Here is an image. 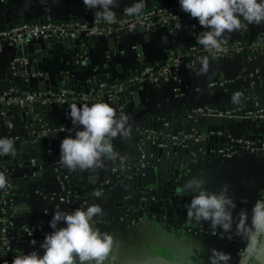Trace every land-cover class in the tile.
Wrapping results in <instances>:
<instances>
[{
    "label": "water",
    "instance_id": "water-1",
    "mask_svg": "<svg viewBox=\"0 0 264 264\" xmlns=\"http://www.w3.org/2000/svg\"><path fill=\"white\" fill-rule=\"evenodd\" d=\"M83 19L91 24L93 13L84 14ZM18 21L20 20L16 22ZM14 22H7L0 28ZM136 31L142 30L137 27ZM260 38L262 35L258 34L246 37L247 45L241 53L245 64L244 75L239 83L230 87L231 91L238 86L247 89L244 96L236 98L237 102L241 103L245 96L255 94V86L250 88V80L247 78L250 74L247 55L248 46ZM69 43L62 42L68 49L67 55L64 57L62 69L53 75L42 68L46 53L34 46L36 53L28 56L27 46L20 49L17 55L27 58L28 64L19 68L15 77H12L8 68L6 85L12 83L20 87L23 84L33 91L45 90L55 94L69 90L86 96L99 93L107 96L111 87L120 84L114 99L108 104L117 115L124 114L128 117L130 136L124 139L117 137L112 141L115 150L125 159L123 162L106 161L105 166L100 169L70 171L59 162V144L67 135L49 134L46 137H37V122L32 120L25 109L0 107V137L12 138L16 148L15 155L0 157V172L6 176L11 187V202L3 208L13 226L24 228L19 231L22 236L28 237L25 229L33 231L31 237H28L31 243L42 237L43 233L51 231L48 222L54 211H72L98 204L103 214L96 218V226L114 237L109 260H114L116 264H136L132 251L124 249L129 243L128 239L133 242L147 239L162 244L159 240L165 242L178 235L185 196L179 189L190 179L194 153H198L197 159L201 160L203 157L221 158L219 151L234 150L238 152V156L245 158L247 152L235 142L241 139L254 144L256 151L250 154V157L264 160V152L261 150L264 124L249 121L222 122L219 119H198L194 123L187 117L188 111L194 105L185 97L178 98L176 95V98L164 100L160 104L153 103L148 98L144 86L128 84L127 79L142 66L140 62H143V56L139 49V62L134 66L129 64L130 70L108 81L101 61L81 54L77 43L75 50L69 49ZM108 65L106 62L105 66ZM77 70L84 72L81 77L78 76ZM22 77L25 78L20 83L19 78ZM100 86L105 88L100 90ZM91 91L93 93H90ZM222 95L226 104H231L229 93L226 95L222 92ZM100 102L105 101L101 99ZM71 104L70 97H67L64 104L54 106L56 117L64 120L58 125L62 126L69 120L66 114ZM240 115L242 116V113ZM236 127L241 133H233L232 130H236ZM141 129L156 131L157 137L145 141L140 150L141 137L138 130ZM192 129L204 134L205 141L187 149L176 145L181 142L183 135L190 134ZM169 137L178 139L171 141ZM48 150H51V153H48ZM142 152L146 154L143 169L139 168ZM97 191L101 193L100 196L94 195ZM66 194L69 196L68 202H60L59 198H64ZM259 199H264L263 192ZM27 207H30V211ZM1 211L0 205V218ZM244 247L239 249L233 264H242L240 253ZM256 258L252 264H257Z\"/></svg>",
    "mask_w": 264,
    "mask_h": 264
},
{
    "label": "crops",
    "instance_id": "crops-1",
    "mask_svg": "<svg viewBox=\"0 0 264 264\" xmlns=\"http://www.w3.org/2000/svg\"><path fill=\"white\" fill-rule=\"evenodd\" d=\"M172 1L174 0H146L143 9ZM132 3L133 0H119L118 6L114 9L115 13L125 12V9ZM93 11L96 14V10L93 9ZM84 14L81 0H0V26L17 20L38 21L46 16H53L56 19L67 21L74 17H83ZM194 23L198 37L205 29L198 24L196 19ZM192 29L190 23L183 22L172 27L155 28L149 33L137 32L135 29L133 33H125L116 44L105 38L92 39L88 48L91 52L90 56L96 61H101L102 69L106 72L108 81H111L112 78L120 77L130 70V65L134 66L135 63L139 62L138 49L143 56V62H140V64H158L169 53L181 51L186 46ZM242 33L248 37L254 34L264 37V24H252L232 32L225 37L227 43L236 41ZM34 46L46 53V57L42 61V68L45 71L53 75L62 69L63 60L68 51L62 43L57 40L29 42L27 44L28 56L36 53ZM17 54L15 47L9 45L0 47V89L6 85L10 62L17 57ZM204 57L208 58L206 71L202 70L203 66L199 63ZM215 60L208 55H202L197 59L194 69L181 71L179 89L191 105L226 106L225 97L221 96L222 93L219 95L216 93L217 90L212 91L209 85L222 78L225 79L240 74L245 70V64L241 56ZM248 60L250 70L256 68L262 72V75L264 74V56H256L254 60L248 57ZM106 62L109 63L108 66H105ZM77 71L80 77L84 73L80 70ZM24 78H19L20 83ZM16 80L18 81V78ZM21 86L29 90V86H23V84ZM145 88L147 89L148 98L153 103L160 104L164 100L176 98L169 87L157 88L146 85ZM254 89L257 100L263 104L264 76ZM222 92L229 93L231 88L229 91ZM51 118L54 125L64 121L58 119L55 113L51 115ZM232 131L235 134L237 132L241 133V130L237 127L236 130ZM198 155V153H194L193 156L198 157ZM192 177L203 179L205 181L204 188L210 192H217L223 185H229V194L233 196L237 204L234 215L239 213L242 208L248 210L250 214L254 202L260 198L263 190L264 160L249 155L245 158L236 156L230 160L221 158L206 159L203 157L201 160H197L195 166L192 167L190 179ZM190 199L191 196L185 193L178 235L167 241L165 240V242L159 240L160 243L165 244L151 242L147 239L134 242L128 239L129 245L124 246V249L132 251L135 255L133 261L136 264H209L208 258L212 248L230 253L232 257L231 264L236 261L238 251L244 247L245 243L231 234L223 233L220 230L213 231L205 222L195 223L190 221L186 214V205L190 202ZM22 229H24L22 226L12 227L13 233L16 235L13 244L14 254L17 255L18 250L25 253L33 249L39 250V244L46 233H43L42 237H38L36 245H33L29 242L30 238L19 233ZM256 263L264 264V251L257 256Z\"/></svg>",
    "mask_w": 264,
    "mask_h": 264
},
{
    "label": "clouds",
    "instance_id": "clouds-1",
    "mask_svg": "<svg viewBox=\"0 0 264 264\" xmlns=\"http://www.w3.org/2000/svg\"><path fill=\"white\" fill-rule=\"evenodd\" d=\"M89 9L96 10L98 19L111 25L116 23L114 9L119 0H81ZM180 10L197 20L205 31L197 41L205 49L219 53L227 43L225 38L234 31L248 25L264 24V0H178ZM146 0H133L125 9L129 16L139 15ZM142 55V53H141ZM199 63L206 71L208 58ZM237 94V98H238ZM73 128L68 129L59 144V162L70 171L100 169L106 161H121L125 157L117 152L113 140L130 136L128 117L117 115L113 107L105 102L69 106L66 114ZM15 141L0 137V157L15 155ZM205 181L198 177L187 180L179 189L180 193L191 196L186 205L190 221L205 222L213 230L240 238L245 247L241 251L242 264H252L255 257L264 251V199L254 202L251 212L241 209L234 215L237 204L229 194V185L219 191L210 192L204 188ZM8 184L0 172V189ZM100 196L99 191L94 193ZM30 211V207H27ZM103 214L98 204L72 211L58 209L49 220L50 232L44 235L39 251L28 253L18 250L11 264H116L109 260L113 250L114 237L102 232L96 226V218ZM36 245V241L31 242ZM209 264H231V254L223 250L210 249Z\"/></svg>",
    "mask_w": 264,
    "mask_h": 264
},
{
    "label": "built area",
    "instance_id": "built-area-1",
    "mask_svg": "<svg viewBox=\"0 0 264 264\" xmlns=\"http://www.w3.org/2000/svg\"><path fill=\"white\" fill-rule=\"evenodd\" d=\"M82 7L84 8L85 15L90 12L93 13V21L91 24L86 23L83 17H74L70 20L62 21L53 16H46L35 23L22 22L24 20L14 22L11 25L0 28V47L9 45L15 47L18 53L19 50L27 46L29 42L57 40L60 43L63 41L70 42L69 49L74 50L76 49L75 44L77 43L81 49L80 53L85 56H90L91 52L88 46L92 39L105 38L116 44L125 33H133L137 27L144 33H149L155 28L172 27L182 22L190 23L193 29L184 49L169 53L164 57L162 62L158 64L142 63L141 68L136 69L134 75L127 79L129 85L144 87L147 85L157 88L169 87V89L171 88L172 94L182 98L183 94L179 89L180 73L182 70L194 69L197 59L202 55H208L216 60L225 57L241 56L245 46L239 42L238 39L240 37H248L242 33L236 41L226 43L223 50L219 53L205 49L197 42L198 34L195 29V19L180 10L178 0L153 5L143 9L139 15L129 16L126 11L116 14L117 21L111 25L98 19L93 9H89L83 3ZM82 35L83 37L81 38ZM80 40H82L81 43ZM195 42H197V44H195ZM248 51L255 53L251 57V60L256 59V56L259 55L264 56V37L262 36V38L251 43L248 46ZM27 64V58L18 55L13 58L9 66L12 77L17 75L19 68L26 67ZM243 72L236 76L230 75L231 77L222 78L217 82L211 83L209 87L212 91L217 90L216 93L220 95L222 91H229L230 87L239 83L244 75ZM263 76L264 74L262 75L259 69L255 68L250 70V74L247 77L250 80L249 87L251 88L256 86L257 83H260ZM120 86L121 85L118 84L117 86L111 87L110 94L107 96H102L100 93L90 96L96 97V102L103 99L105 103H109L114 99L115 93ZM21 87L22 86L16 87L12 83H8V85L4 86V88L0 90V107H7L8 109L20 107L25 109L27 114H30L32 117V120L37 122V137H46L49 134L69 135L68 129L73 128V125L69 119L66 124L62 126H54L51 115H54V113L56 114L55 109L53 108L49 112H37L35 110L36 106L53 105L54 107L56 104H64L67 101V97H70L72 104H90L88 99L89 96L75 94L69 90H62L58 94L45 90L30 93L28 91L18 90ZM104 88V86H100V90ZM29 90L31 91V89ZM90 93H93V91ZM244 93H247V89L238 86L235 90L229 92L232 106L220 108L209 104L200 106L195 105L188 111L187 117L193 120L194 123L198 119H219L222 122L249 121L264 124V105L257 100L255 94L253 96H245V99H243L241 103L236 101L237 94H239L238 97H241L244 96ZM225 94H228V92H225ZM221 96L223 97V95ZM225 105L228 106L227 104ZM240 113H242V116ZM51 126L53 127L51 128ZM138 135L141 137L139 143V149L141 150L145 141L157 137V132L149 129H141L138 130ZM177 139V137H169L171 141H176ZM205 139L206 136L204 134L192 129L191 133L183 135L181 142L176 145L182 149H187L198 142L205 141ZM235 142L240 145L241 149L247 152V155L255 153L256 151L252 142L243 141L241 139L235 140ZM261 150L264 152V141L262 142ZM48 153H51V150H48ZM218 153L224 160H230L238 156V152L234 150H223ZM145 159L146 154L142 152L139 168L143 169L145 167L143 163ZM10 191L11 187L9 184L3 189H0V205L2 206V216L0 218V264H10L15 256L13 244L16 235L12 230L13 224L11 219L6 215L3 208L11 202V197L9 195ZM261 192L264 193V185ZM68 199V194H66L64 198H59L60 202L64 203H67ZM25 231L28 237H31L33 231L29 229H25Z\"/></svg>",
    "mask_w": 264,
    "mask_h": 264
},
{
    "label": "trees",
    "instance_id": "trees-1",
    "mask_svg": "<svg viewBox=\"0 0 264 264\" xmlns=\"http://www.w3.org/2000/svg\"><path fill=\"white\" fill-rule=\"evenodd\" d=\"M63 21V20H62ZM22 22H28V23H35L36 22V20L35 21H28V20H24V21H22ZM238 41L239 42H241L244 46H246L247 45V40H246V38H244V37H240L239 39H238ZM82 42V40H80V43ZM195 44H197V42H195ZM255 53H252L251 51H248V57H252L253 55H254ZM18 90H24V91H28V92H30V93H33L34 91H30V90H28V89H26V88H23V87H21V88H19ZM88 99H89V102H90V104H93V103H96V101H97V98L96 97H92V96H89L88 97ZM98 102H100V101H98ZM79 106V105H78ZM230 106H232V104H229L228 106H223V107H220V108H227V107H230ZM54 107H53V105H46V106H36V108H35V110L37 111V112H49L50 110H52ZM53 126H51V128H52Z\"/></svg>",
    "mask_w": 264,
    "mask_h": 264
},
{
    "label": "rangeland",
    "instance_id": "rangeland-1",
    "mask_svg": "<svg viewBox=\"0 0 264 264\" xmlns=\"http://www.w3.org/2000/svg\"><path fill=\"white\" fill-rule=\"evenodd\" d=\"M180 76H181V73H180ZM197 160H198V159H197V157H194V159H193V163H194V164H193V166H192V167H194V166H195V164L197 163Z\"/></svg>",
    "mask_w": 264,
    "mask_h": 264
}]
</instances>
